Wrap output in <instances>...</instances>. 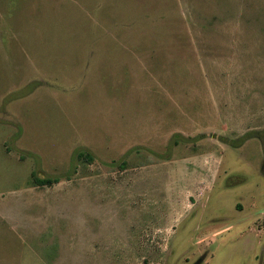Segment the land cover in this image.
Listing matches in <instances>:
<instances>
[{
	"label": "rangeland",
	"instance_id": "obj_1",
	"mask_svg": "<svg viewBox=\"0 0 264 264\" xmlns=\"http://www.w3.org/2000/svg\"><path fill=\"white\" fill-rule=\"evenodd\" d=\"M0 264H264V0H0Z\"/></svg>",
	"mask_w": 264,
	"mask_h": 264
},
{
	"label": "trees",
	"instance_id": "obj_2",
	"mask_svg": "<svg viewBox=\"0 0 264 264\" xmlns=\"http://www.w3.org/2000/svg\"><path fill=\"white\" fill-rule=\"evenodd\" d=\"M86 159H88L89 157H87V155H85ZM59 179L56 177H39V176H34V182L36 185L39 186H44V185H51L53 183L58 182Z\"/></svg>",
	"mask_w": 264,
	"mask_h": 264
},
{
	"label": "crops",
	"instance_id": "obj_3",
	"mask_svg": "<svg viewBox=\"0 0 264 264\" xmlns=\"http://www.w3.org/2000/svg\"><path fill=\"white\" fill-rule=\"evenodd\" d=\"M205 190H206V189H204V191H205ZM204 191H202V193H203ZM196 194H197V196H199V195H200V192H198V193L196 192ZM197 196H196V197H197ZM191 198H193V200H194V205H195V202H196L195 196H192ZM236 207L239 208V211L242 210V205H240V203H237V204H236ZM233 227H234L233 223H230V224L226 227V229H227V228L232 229ZM223 230H225V229H223ZM223 230H217V231L214 232V234H218V233H220V232L223 231ZM258 230H260V229L258 228Z\"/></svg>",
	"mask_w": 264,
	"mask_h": 264
}]
</instances>
